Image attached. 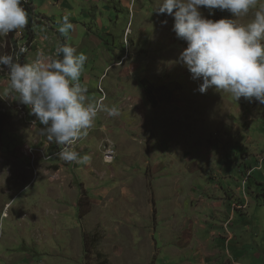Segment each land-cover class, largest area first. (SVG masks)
I'll return each mask as SVG.
<instances>
[{"label": "rangeland", "instance_id": "rangeland-1", "mask_svg": "<svg viewBox=\"0 0 264 264\" xmlns=\"http://www.w3.org/2000/svg\"><path fill=\"white\" fill-rule=\"evenodd\" d=\"M27 2L33 6L29 23L16 30L13 37L0 36V54H11L21 62V54L16 53L25 46L28 51L23 53V63H29L38 54L54 56L60 44L75 47L77 54L88 58L79 80L88 89L87 102L116 106L120 114L113 117L100 111L87 135L74 143V150L90 157L88 163L65 162L56 155L63 146L41 135L42 125L30 114V106L21 104L9 88L7 69L0 70V108L5 107L7 113L0 128V264H103L95 257V251H100L109 264H168L149 253V236L144 233H151L155 219L145 200L151 201L156 193L161 215L168 211L172 199L169 189L174 190L175 180L181 174L180 165L186 168L180 149L189 135L197 138L204 130L209 138L214 130L223 128L226 119L253 117L256 127H250L247 136H252L254 130L262 131L263 145L264 129L257 126L263 120L259 114L264 113V105L244 98L236 101L230 93L217 91L214 86L205 93L199 92L202 79H193L185 66L175 63L187 43L173 31L174 18L155 10L160 0ZM262 6L264 0H257L256 8L246 16L234 18L227 10L217 9L208 18H230L247 24ZM201 10L208 16L207 9ZM67 13L72 14L74 30L65 35L59 33L58 26ZM165 20L167 24L162 23ZM214 134L220 136L219 132ZM242 135L246 141V133ZM121 136L126 137V144ZM170 138L173 151L165 156L169 160H164L162 167L153 170V163L142 162L153 161L158 142L168 143ZM113 149L115 156L111 162L104 161L105 152L113 153ZM131 154L133 159L128 158ZM175 155L179 161L171 167ZM243 155L245 150L237 153L234 149L221 159L220 168H226V173H221L218 183L235 191L240 186L248 195V187L254 181L249 182L250 174L239 181L237 167ZM131 162L132 168H125ZM144 164L146 167H141ZM94 167L98 169L93 181L96 184L89 174ZM128 178L134 180L130 185L138 186L139 194H144V203L138 202L134 215L138 222L133 223L127 215L123 216L132 205L128 207L119 197V184L112 191L117 195L115 202L106 200L104 195L106 187ZM96 185L102 189H94L99 187ZM84 190L85 207L93 199L95 204L88 214L80 216L78 202ZM256 192L257 202L263 204L264 191ZM232 202L233 217L240 215L238 228L248 224L257 230L246 234L248 243L244 244L249 261L245 264H259V253L263 254L264 263V205L254 206L250 213L257 218L246 222L240 211L247 205ZM164 221L160 223L162 228L167 225ZM231 221L225 222L226 228ZM259 229H263L261 233ZM85 233L97 234L96 241H86ZM227 234L229 242L228 229ZM139 241L143 243L142 254L137 252Z\"/></svg>", "mask_w": 264, "mask_h": 264}, {"label": "clouds", "instance_id": "clouds-1", "mask_svg": "<svg viewBox=\"0 0 264 264\" xmlns=\"http://www.w3.org/2000/svg\"><path fill=\"white\" fill-rule=\"evenodd\" d=\"M26 2L0 0V36L29 23L23 7ZM256 5L257 0H160L155 10L174 18L173 31L187 43L175 63L185 66L193 79H202L199 92L214 86L236 101L244 98L264 105V6L247 24L208 18L217 9L227 10L234 18L246 16ZM202 8L208 10V16ZM71 15L62 17L59 33L74 30ZM27 51L21 46L16 55ZM87 59L66 43L56 47L54 56L38 54L29 63L0 54V70L7 69L9 88L21 104L30 106V114L42 125L41 135L63 146L56 155L65 162L88 163L90 157L74 150V143L87 135L100 111L113 117L120 114L116 106L87 102L88 89L79 83Z\"/></svg>", "mask_w": 264, "mask_h": 264}, {"label": "crops", "instance_id": "crops-1", "mask_svg": "<svg viewBox=\"0 0 264 264\" xmlns=\"http://www.w3.org/2000/svg\"><path fill=\"white\" fill-rule=\"evenodd\" d=\"M239 113L241 112L238 111ZM259 116L263 117V120L257 127L262 130L264 129V113H260ZM254 123L253 117L244 116L239 118L235 116L226 119L222 123L223 128L214 130L209 138L206 135L208 131L202 130L200 131V137L197 136L196 138L195 135H189V139L182 142L184 146L180 149L182 153L180 156L183 158L181 162L186 165V168L180 165V176L183 177L180 178L179 176L175 180L174 190L169 189L172 199L169 202L168 211L161 215L159 209L160 199L156 193L153 196L151 195L153 197L151 201L145 200L151 206L153 219H155L153 226H151V233L149 231L144 233L147 234V237L149 236L151 247L149 253L153 254L154 259L157 257V260L159 256L160 260L166 261L168 264H245V261H249L245 251L246 246L244 243H248L245 237L248 231L257 233V230L248 224H243L241 228H238L236 222L240 215L237 214L233 217L235 214L231 208L232 201L244 202L247 207L245 210L240 211V214L248 222L250 219L255 221L257 218L256 214L251 215L250 210L254 206L264 205V203L259 204L257 202L258 193L256 192L258 189L264 191V159L261 160V158H264V144L262 145L260 142L262 131L254 130L252 136H247V133L251 131L250 127L255 126ZM215 132H219L220 136H216ZM244 133H246V141L243 140L244 136L242 134ZM121 137L122 143L126 144V137ZM173 137L176 139V135H173ZM171 138L168 143L162 140L158 142L157 153L154 155L153 161L143 159L142 162L153 163V170L162 167L164 160H169L165 156L170 155L173 151L174 144H172ZM262 139L264 140V137ZM234 149H237V153L239 150H245V155L242 156L243 160L240 161L241 164L238 165L237 169L239 181L242 178L245 179L249 174V182L252 179L254 181L248 187V195L242 191L240 186L235 191L231 186L225 187L223 184L218 183L221 173H226V168H220L221 159L228 157ZM132 156L131 154V157L128 158H132ZM175 159V162L170 164L171 167H176L178 164L179 160L177 161L176 155ZM133 163L131 162V166L125 168L131 169ZM141 167L145 168L146 164L141 165ZM93 169L94 172L89 173L92 182L97 177L95 170H98L96 167ZM251 176L253 177L250 178ZM185 178H192L191 182L185 181ZM131 181L134 180L128 178V180L121 183H112L105 188L104 195L106 200L110 199L115 202L117 195L113 194L112 191L116 190L119 184L121 191L119 197L126 201L128 207L129 204L132 205L131 208H128L127 214L124 211L123 216L127 215V220L133 223L137 221L134 215L137 213L138 202L141 200L144 203V194L140 195L137 189L138 186L130 185ZM136 182L138 181L136 180ZM93 183L96 184L97 182ZM96 186L99 187L94 189H102L100 185ZM238 197L239 199H237ZM93 200L95 201V199ZM94 201L91 200L92 205L95 204ZM166 214L167 216H165ZM229 219L232 221L226 228L225 222ZM162 221L167 224L164 228L160 226ZM255 225L258 227L259 223ZM227 229L231 234V241L229 242L226 241L228 238ZM262 230L259 229L260 233ZM171 240H174V242H171ZM141 242L139 241L137 244L138 254H142L140 246L143 243L141 244ZM143 247L145 246L143 245ZM259 258V264H264L261 262L262 253H259ZM249 264L253 263L249 262Z\"/></svg>", "mask_w": 264, "mask_h": 264}, {"label": "trees", "instance_id": "trees-1", "mask_svg": "<svg viewBox=\"0 0 264 264\" xmlns=\"http://www.w3.org/2000/svg\"><path fill=\"white\" fill-rule=\"evenodd\" d=\"M23 7H25L26 11L28 12V16H29V20H30L31 17H32L33 6H31L29 4V2H26V3L23 4ZM15 32H16V30L13 31V32H10L9 36L13 37ZM13 44H15V43H13ZM24 60H25V56H24V54H21L20 61L23 63ZM5 110H6L5 107L4 108H0V128L3 126V123L7 120V115H6L7 113L5 112ZM86 196H87V192L84 190V193L82 194V196H81V198H80V200L78 202V206L80 208V213H79L80 216H85L91 210V205H92L91 202H88L87 203V207H85V201H83V200H84V197H86ZM85 239H86V241L90 240V239L96 241L97 234H95V233H93V234L85 233ZM93 245H95V243H93ZM95 257L97 259H99L101 263L109 264L108 261H105L104 255L100 251H97V252L95 251Z\"/></svg>", "mask_w": 264, "mask_h": 264}, {"label": "built area", "instance_id": "built-area-1", "mask_svg": "<svg viewBox=\"0 0 264 264\" xmlns=\"http://www.w3.org/2000/svg\"><path fill=\"white\" fill-rule=\"evenodd\" d=\"M112 156H115V150L113 149V153H106L105 152V155H104V161L106 162H111V157ZM264 158H261V160H263ZM235 204H233L234 206Z\"/></svg>", "mask_w": 264, "mask_h": 264}, {"label": "bare ground", "instance_id": "bare-ground-1", "mask_svg": "<svg viewBox=\"0 0 264 264\" xmlns=\"http://www.w3.org/2000/svg\"><path fill=\"white\" fill-rule=\"evenodd\" d=\"M107 152V151H106Z\"/></svg>", "mask_w": 264, "mask_h": 264}]
</instances>
